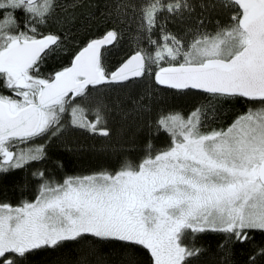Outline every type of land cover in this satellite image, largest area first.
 I'll use <instances>...</instances> for the list:
<instances>
[{
	"label": "snow or ice",
	"instance_id": "obj_1",
	"mask_svg": "<svg viewBox=\"0 0 264 264\" xmlns=\"http://www.w3.org/2000/svg\"><path fill=\"white\" fill-rule=\"evenodd\" d=\"M62 7L60 0H0V89L7 92L0 91V182L46 158V145L34 142L58 136L66 114L73 127L109 135L98 128L107 123L109 105L93 98L89 86L128 88L135 78L152 76L183 96L260 107L209 131H202L210 119L206 105L186 119L161 115L155 130L170 136L169 145L155 151L146 142L149 150L136 166L125 162L114 173L57 183L32 172L33 201H0V264H69L60 256L65 247L85 243L95 249V264H192L203 249L186 246L188 233L223 235L219 246L228 264L229 244L264 233V0H141L139 27L150 50L138 49L106 71L102 49L118 40L113 29L88 41L69 66L45 75L63 37L40 29ZM218 9L229 12L230 23L210 32L206 22ZM162 14L192 21L191 38L166 31ZM89 99L91 109L84 106ZM145 101L130 97L132 109L123 114H138ZM89 110L95 119L87 118ZM256 255L264 257V248L251 264Z\"/></svg>",
	"mask_w": 264,
	"mask_h": 264
},
{
	"label": "trees",
	"instance_id": "obj_2",
	"mask_svg": "<svg viewBox=\"0 0 264 264\" xmlns=\"http://www.w3.org/2000/svg\"><path fill=\"white\" fill-rule=\"evenodd\" d=\"M60 3L63 7L57 16L40 29L45 33H60L63 37L62 48L43 66L45 75L69 66L73 54L88 41L100 38L106 31L113 29L119 34L118 40L102 52L106 71L115 70L138 49L150 50L146 34L139 27L141 0H60ZM199 11L197 8L196 12ZM18 19L23 21V14H18ZM229 23V12L218 9L210 14L206 28L214 32ZM161 24L166 31L183 35L186 40L191 38L189 28L194 26L192 21H173L167 14H162ZM160 36L158 26L152 32V38L159 40ZM89 88L93 98L103 99L109 105L106 125H98V128L106 127L109 135L103 136L73 127L66 114L63 131L58 136L34 142L46 145V158L0 182V201L14 205L25 200L33 201L38 185L32 172L37 170L43 171L51 180L62 183L69 176H84L101 171L114 173L125 162L136 166L149 150L146 142L150 141L151 149L155 151L166 148L170 143L167 133L155 130V121L161 115L179 113L186 119L195 106L203 104L207 106L210 119L202 131H209L227 126L250 108L260 107L244 100L217 101L206 95L183 96L176 90L158 86L152 76L135 78L128 88L109 85ZM0 91L7 94L3 89ZM130 97L146 98L147 107L138 114L132 112L125 116L123 112L132 109ZM93 105L94 99H89L84 106L91 109ZM87 118L95 119L91 110ZM26 147L29 145L20 146ZM224 239L221 234L206 233L193 237L188 233L184 241L186 246L203 249L198 257L191 258L192 264H225V252L219 246ZM228 247L231 250L227 255L228 264H251L250 257L264 248V233L253 231L251 239L246 243H231ZM144 255L147 257L146 252ZM60 256L67 259L69 264H95L97 260L91 243L69 245ZM255 264H264V257L256 255Z\"/></svg>",
	"mask_w": 264,
	"mask_h": 264
},
{
	"label": "water",
	"instance_id": "obj_3",
	"mask_svg": "<svg viewBox=\"0 0 264 264\" xmlns=\"http://www.w3.org/2000/svg\"><path fill=\"white\" fill-rule=\"evenodd\" d=\"M105 47H107V46H105ZM102 52H103V49H102Z\"/></svg>",
	"mask_w": 264,
	"mask_h": 264
},
{
	"label": "rangeland",
	"instance_id": "obj_4",
	"mask_svg": "<svg viewBox=\"0 0 264 264\" xmlns=\"http://www.w3.org/2000/svg\"><path fill=\"white\" fill-rule=\"evenodd\" d=\"M22 145H23V144H22ZM20 146H21V145H20ZM20 146H19V147H20Z\"/></svg>",
	"mask_w": 264,
	"mask_h": 264
}]
</instances>
